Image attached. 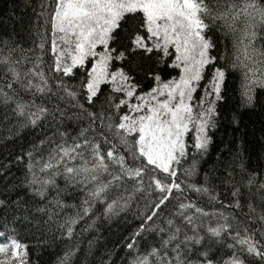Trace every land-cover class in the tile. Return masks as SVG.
Returning <instances> with one entry per match:
<instances>
[{
    "label": "snow or ice",
    "instance_id": "1",
    "mask_svg": "<svg viewBox=\"0 0 264 264\" xmlns=\"http://www.w3.org/2000/svg\"><path fill=\"white\" fill-rule=\"evenodd\" d=\"M39 9L31 46L0 37V106L13 105L25 128L63 124L70 108L86 121L25 153L34 195L43 199L56 177L86 194L60 225L63 237L96 203L117 214L140 199L125 264H246L244 256L264 264V174L226 170L227 203L206 176L190 182L221 118L229 71L240 73L242 107L264 89V0H40ZM208 237L230 241L229 259L210 255ZM78 252L68 247L58 264H76ZM0 264H30L29 245L4 224Z\"/></svg>",
    "mask_w": 264,
    "mask_h": 264
},
{
    "label": "trees",
    "instance_id": "2",
    "mask_svg": "<svg viewBox=\"0 0 264 264\" xmlns=\"http://www.w3.org/2000/svg\"><path fill=\"white\" fill-rule=\"evenodd\" d=\"M39 3L40 0H0V37L11 38L24 48L31 46L35 39L33 29L38 24ZM223 43L231 47L229 39H224ZM47 59L48 56H45ZM239 83L240 73L229 71L225 99L220 104L221 118L217 127L209 133L212 143L202 159L197 157V174L190 180L199 185L206 176L207 186L214 189L225 203L230 199V188L224 183L226 170L236 175L238 166L243 164L249 171L264 174V89H256L252 106L242 107ZM12 108L11 104L0 106V200L5 201L0 207V224L7 225L9 229L15 227L17 238L29 245L30 264H58L59 257L72 246L79 248L76 264H125L124 244L140 224L144 201H131L130 206L118 208L117 214L105 213L104 205L96 203L92 212L75 225L72 239L63 237L64 229L60 225L68 216L75 215L86 194L78 188H66L65 181L56 177V187L45 186L47 191L43 199L34 195V188L29 184L31 174L26 167L30 161L25 153L46 136L58 139L54 135L56 128L61 131L67 129L74 134L86 121L77 120L73 115L76 109L70 108L66 110L63 124L53 122L45 123L42 128H25L23 118L17 116ZM184 167H188L187 161ZM36 175L44 179L48 174L37 169ZM187 195L196 199L195 193ZM57 200L66 206L58 207ZM197 202L212 210L207 205V197L201 196ZM42 207L47 211L38 212L37 209ZM216 207L219 208V205ZM49 215L52 216L51 221H47ZM35 222H39V227ZM229 242L225 239L217 244L214 238L208 237L206 246L210 248V255L216 254L217 261L227 260L230 250L225 244ZM237 254H240L239 249ZM243 258L246 264L248 261L261 264L251 256Z\"/></svg>",
    "mask_w": 264,
    "mask_h": 264
}]
</instances>
